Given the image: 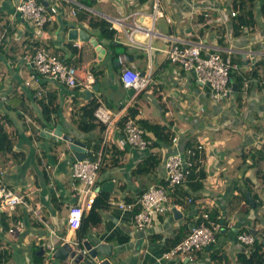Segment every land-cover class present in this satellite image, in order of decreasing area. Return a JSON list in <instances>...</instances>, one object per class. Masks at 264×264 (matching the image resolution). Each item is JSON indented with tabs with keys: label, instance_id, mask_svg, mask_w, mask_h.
<instances>
[{
	"label": "crops",
	"instance_id": "1",
	"mask_svg": "<svg viewBox=\"0 0 264 264\" xmlns=\"http://www.w3.org/2000/svg\"><path fill=\"white\" fill-rule=\"evenodd\" d=\"M16 1L0 0V124L8 134L6 148L0 151V164L5 169L4 182L24 193L33 208L19 204L10 215L0 214V263L41 264L49 253L44 244L52 243L56 249L53 264H84L68 255L64 259L59 257L66 242L72 245L73 241L81 242L93 234L120 250L110 257L113 264H242L240 257L251 256L256 245L257 251L264 253V148H257L253 137V132L264 125L260 95L264 88V18L259 12L263 0H255L252 7L256 22L240 29H234V25L242 11L233 7V0H162L172 22L159 17L154 25L159 34L151 40L141 30L134 32L137 38L145 43L149 41L156 48L150 55L142 48L132 49L122 42L126 40V32L133 28V21L146 24L145 16L125 20L124 27L115 32L122 41L113 47L100 35L95 22L100 18L114 22L132 9L149 11L146 0L131 4L123 0H42L59 4L56 19L43 27H36L19 16L15 11ZM201 8L208 12L207 17L197 14ZM233 8L234 16L230 15ZM72 9L76 10L75 14L71 13ZM71 27L83 28L95 37L105 48L101 56L89 41L84 40L83 47H73L68 38ZM167 34L187 41L199 36L206 52L231 50L233 60L239 65L234 72L243 78L239 90H232L219 103H211L206 85L197 83L190 74L170 63L165 54L162 59H155L157 51H164L153 40L160 39L166 44L163 35ZM39 46L75 65L79 77L85 71L94 75L102 93L110 96L109 102L104 101L101 92L94 91L90 96L113 113L108 131L79 129L81 106L90 99L85 98L86 89L82 85L68 86L46 78L40 85L24 84L31 72V55ZM119 54L126 56V65L142 71L151 64L154 79L151 88L127 94L120 80ZM92 62L95 67L91 66ZM231 82L235 83L233 78ZM39 89L41 94L37 93ZM49 101V113H45L42 103ZM131 107L137 108L136 119L158 123L165 127V132H170L171 138L177 136L180 149L188 142L204 145L200 166L205 176L198 179L200 187L191 189L189 183L196 180L187 179L169 189L172 199L175 190H180L178 204L183 216L175 219L171 212L157 214L146 230H136L132 210L119 207V203L134 201L151 184L164 181L163 160L172 143L171 139L166 143L161 141L143 151L130 145L119 121L128 115ZM57 124L62 133L80 136L92 155L91 144L97 136H103L97 153V158L102 160L99 182L114 181L108 195H101L102 190L93 198L83 193L84 185L70 174V164L76 158L66 148V142L51 143L39 134L43 127L54 128ZM222 127H230L231 132H224ZM146 134L150 139L155 138L152 131ZM148 155L159 157V162L149 170L139 171ZM72 203H84V217L86 213L93 217L97 211L99 221L82 220L79 229L68 234L67 212ZM204 211L214 212V219L220 223L216 242L199 252L197 262L162 258L163 251L171 245L170 239L177 232L182 239L196 219L202 220ZM10 227L14 228L13 232H9ZM239 230L253 233L255 243L245 245L238 241ZM40 248L43 256L37 261Z\"/></svg>",
	"mask_w": 264,
	"mask_h": 264
},
{
	"label": "built area",
	"instance_id": "2",
	"mask_svg": "<svg viewBox=\"0 0 264 264\" xmlns=\"http://www.w3.org/2000/svg\"><path fill=\"white\" fill-rule=\"evenodd\" d=\"M123 1L126 4H131L138 0ZM146 1L150 5L149 11L132 9L124 17L115 18V21L110 23L109 28L120 29L124 27L125 20L133 19L135 16H145L147 21L144 25L133 21V28L126 32V40H120L116 36V33H114L112 41L115 43L122 41L132 49L142 48L147 55H150L156 48L149 41L145 43L137 38L134 34L135 30H141L151 40L154 35L159 34L154 29L156 20L159 17H163L167 22L171 23L172 19L165 12L162 0ZM15 11L19 16L28 19L34 26L43 27L56 19L59 12V4L57 2L45 4L42 0H17ZM71 13L75 14L76 10L72 9ZM197 14L203 17L208 16V12L203 8ZM230 15H236L234 8L231 9ZM163 36L167 42V46L163 48V51L168 61L177 65L185 73L190 74L191 78L197 83L206 85L208 87V98L211 103H219L230 96L232 92L230 73L233 70L239 69L238 63L232 59L231 50L226 52L219 50L206 52L203 40L199 36L196 40L191 41L181 40L168 34ZM71 45L80 48L85 45V41L82 39L71 40ZM98 45L102 46L100 42H98ZM30 60L31 72L29 78L24 82L26 86L34 83L40 85L41 80L45 78L64 83L68 86L82 85L85 89H91L95 82L94 75L90 71H85V66L83 67L85 75L79 77L78 69L75 65L68 63L59 54L51 52L44 46L37 47L31 55ZM117 60L121 66L120 80L126 88L132 87L134 93H139L148 87H152L154 79L150 63H148L147 69L143 70L144 72L142 73V70L139 68L126 65L127 59L124 54H119ZM37 93L41 94V89ZM260 95L263 105L262 116H264V88L261 90ZM94 115L97 121L106 124L105 130L108 131L112 124V116L109 111L102 105H98L94 109ZM122 130L127 142L134 148L140 151L148 148L150 141L145 137V130L138 123L135 116H126L122 124ZM253 137L256 147L264 148V125L259 126L253 132ZM171 143V150L163 160L165 183L151 184L134 201L119 203V207L132 210L133 224L136 230H146V228L152 225L155 215L170 212L173 205L177 208L180 207L178 203L173 202L169 189L187 181L193 168L197 167V163L201 161V151L204 148L202 142L193 143L180 149L177 143V136H173ZM101 169L102 160L100 158L89 159L85 157L75 159L70 164L72 178L80 181L84 185L83 193L90 195L92 198L101 190L99 182ZM4 173V166L0 164V214L5 212L10 215L19 204L33 208L27 202L24 193L4 182ZM262 186H264V179ZM188 200L191 201V197H188ZM86 204L88 203L86 202ZM84 208V203H72L69 206L67 212L68 234L72 235L79 229ZM36 212L40 214L39 211ZM219 228L220 223L217 219H211L209 212L204 211L202 213V220L197 221L196 219L189 232L181 240L163 251L162 258L183 259L186 257L187 261L197 262L199 252L216 242ZM8 230L9 232H13L14 228L10 227ZM236 238L245 245H253L256 240L255 235L246 230H239ZM72 245L76 253H86V249L80 246L78 242L73 241ZM44 246L49 253L56 250L52 243L44 244ZM52 257L51 259L45 257L41 264H53L54 262H51Z\"/></svg>",
	"mask_w": 264,
	"mask_h": 264
},
{
	"label": "trees",
	"instance_id": "3",
	"mask_svg": "<svg viewBox=\"0 0 264 264\" xmlns=\"http://www.w3.org/2000/svg\"><path fill=\"white\" fill-rule=\"evenodd\" d=\"M254 1L255 0H233L232 4L233 7H236L238 9H240L242 12L237 16L238 18V22L237 24L234 25V29H240L243 26H248L251 25L253 23L256 22V19L254 18L253 12H252V7L254 5ZM260 14L262 15V17L264 18V0L260 5V9H259ZM98 28H99V32L100 35L105 39L108 40L110 46H114L115 42L112 41V38L114 36V33L116 32L115 28H109L110 23L103 19L100 18L99 20L95 21ZM233 59V58H232ZM234 61V60H233ZM231 76V80L232 78L234 79L235 82V91L239 90V84L243 81V78L240 74H236L234 72V70L230 73ZM97 81V79H96ZM51 102L49 101V103H42V105L44 106V112L45 113H49V104ZM99 105V101L97 100V98L95 97H91L90 99H88V101L81 106V114H80V119L78 120V127L79 129L83 130V131H92V130H98V132H103L106 128V124L100 121H97L95 119V115H94V109ZM137 113V108L131 107L129 108V112H128V116H135ZM126 118L123 117L121 118V120L119 121V124L122 125L124 119ZM138 123L144 128L145 130V137L150 141L149 146H152V144H156L159 145L161 141L163 142H169V140L171 139L170 136V132L166 131L165 132V127L164 126H160L158 123H153L151 121H149L148 119H137ZM148 131H152L155 135V138L150 139L149 136L146 134V132ZM103 141V136L100 134L99 136L96 137L94 144H91V149L93 151V155H94V159L97 158L98 156V151L101 147V143ZM8 142V134L5 131H2L1 129V124H0V151L4 150L6 148V144ZM193 143L188 142L186 146L188 145H192ZM117 160V159H115ZM116 162V161H115ZM159 162V157L156 156H152V155H148L147 157H145L144 159V164L145 166H143L142 168L138 167L139 171H146L149 170L151 168H153L154 166H156V164ZM205 176V173L202 169V167L200 166V163H197V167L195 166L191 172V174L189 175L188 179L193 180L195 179L196 181L194 183H189V186L191 187V189L193 188H198L201 185V182L198 179H202ZM165 183V181H163ZM177 192V194H176ZM180 193V190H175V197L172 199L174 203H180L181 202V198H179L180 195H178ZM108 191H101L100 194L101 195H108ZM186 194V193H185ZM100 206V205H99ZM95 214L97 215L95 217ZM210 214V218L214 219L215 218V213L214 212H209ZM99 213L97 211H95L93 213V217H90V213H86L85 217L84 215L82 216V220L84 221L85 219L89 222H93V223H97L99 221ZM84 217V218H83ZM92 218V219H89ZM81 220V223H82ZM218 221V219H217ZM179 236L180 233L177 232L175 236H173V238L170 239V243L172 246L173 244H175L176 242H178L179 240ZM256 250L253 251L252 255L247 257L246 259H241L242 264H264V253H259L257 251L258 245H256ZM36 260H41L42 259V254L40 255H36ZM213 258H217L215 255H213Z\"/></svg>",
	"mask_w": 264,
	"mask_h": 264
},
{
	"label": "water",
	"instance_id": "4",
	"mask_svg": "<svg viewBox=\"0 0 264 264\" xmlns=\"http://www.w3.org/2000/svg\"><path fill=\"white\" fill-rule=\"evenodd\" d=\"M45 2V1H44ZM47 4V2H45ZM68 38L70 40L82 39L85 41L91 42L93 46L97 48L98 55L105 51V48L98 45V41L95 37L90 36L83 28L79 29L77 27H71L68 29ZM144 71H142L143 73ZM99 89V82L96 81L91 89L85 90V98H90L94 91ZM232 90H235V83H232ZM134 93V89L132 87L127 88V94L132 95ZM42 137L50 139L51 143H57L61 145L66 142V148L71 151L73 156L76 159L81 158H89L94 159V156L90 154V151L86 149V143L80 138V136L72 135L70 133H62L61 126L57 124L54 128L50 126H45L41 129L39 133ZM114 186V181L112 179H108L101 183V190L102 191H111ZM247 198L250 202H252V198L250 194L247 193ZM173 217L175 219H179L183 216V213L179 208L173 205L170 209ZM80 246H83L86 249V253L82 254L80 252L76 253L75 248L72 247L71 243L66 242L64 247L62 248V254L60 255V259H64L65 255H68L70 258H73L75 262L83 261L84 264H113L110 257L119 252L120 250L114 246L113 243L104 241L102 238L97 235L93 234L92 236H87L78 241ZM39 254H43V248H40ZM54 253H48L47 258L51 259ZM187 261V258L184 257L182 262Z\"/></svg>",
	"mask_w": 264,
	"mask_h": 264
},
{
	"label": "rangeland",
	"instance_id": "5",
	"mask_svg": "<svg viewBox=\"0 0 264 264\" xmlns=\"http://www.w3.org/2000/svg\"><path fill=\"white\" fill-rule=\"evenodd\" d=\"M160 22H162L165 26H166V24H165V21L163 20V19H161L160 20ZM153 44L156 46V47H158V48H165L166 46H167V44H165V43H163L160 39H154L153 40ZM157 54L154 56L155 57V59H157V60H160V59H162L163 58V55L165 54L164 52H162V51H157L156 52ZM264 64V63H263ZM262 65V64H261ZM91 66H93V67H95V62H92L91 63ZM263 66V65H262ZM96 92H101V96L103 97V99H104V101L106 102H109L110 101V96L109 95H107L106 93H102L103 92V89H102V86H101V88L98 90V91H96ZM236 93L237 92H234L233 91V95H236ZM129 97V96H128ZM113 113H110V115H112ZM224 132H231V128L230 127H227V128H224V127H222L221 128ZM196 136L195 135H192V138H195ZM1 264V263H0ZM7 264H9V263H7Z\"/></svg>",
	"mask_w": 264,
	"mask_h": 264
}]
</instances>
